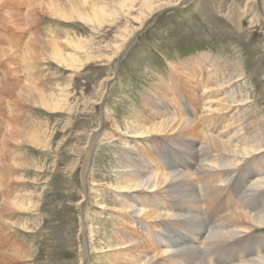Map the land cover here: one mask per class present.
I'll list each match as a JSON object with an SVG mask.
<instances>
[{"label":"rangeland","instance_id":"obj_1","mask_svg":"<svg viewBox=\"0 0 264 264\" xmlns=\"http://www.w3.org/2000/svg\"><path fill=\"white\" fill-rule=\"evenodd\" d=\"M52 1H56L68 17L52 14L47 5ZM86 2L100 14L91 23L73 13L71 0L8 1L0 6V50H4L0 53L1 176L5 170V180L0 182V264H130L133 254L128 247L108 246L117 236L137 238L135 242L149 248L145 250L150 257L159 249H165L163 245L169 241L174 244L192 238L198 227L206 232L202 238H194V246L160 250L152 261L156 264H248L239 263L230 255L236 246H246L253 252L254 236L262 238L264 228L240 230L236 224L232 225L233 221L228 224L224 216L230 211L237 213L238 207L256 199V195L245 197L253 177L243 175L246 167L256 164L257 160L264 161V151L236 163L238 169L232 171L224 186L216 184L220 189L226 187L223 194L229 195L228 203L223 202L222 210L214 214L210 207L203 205L205 196L200 191L197 160L183 155L185 163L182 164L183 159L176 150L173 152L167 147L165 135L157 139L154 136L134 139L136 137L127 136L132 134L126 132V128L136 124L134 113L143 109L144 113L153 111L155 115L162 112L158 101H171L174 94L169 88L171 63L207 53L216 58L225 74L231 72L232 76H237L234 81H238L233 85L235 91L241 96V89L250 102L233 107L234 112L228 109L209 113L202 100L190 109L191 119L203 133L219 134L225 139L234 134L233 129L239 124L221 127L246 112L248 118L243 119V124L247 123L248 132L260 128V135L264 137V0H129L126 5H120L117 0ZM159 5L162 6L156 8ZM67 37L75 44L67 43ZM48 40L58 42L63 59L56 61L50 56V51L42 45ZM72 56L78 58L71 59ZM202 64L203 72L208 63ZM185 72L180 74L182 81L177 80L176 89L189 102L192 88L187 85L207 80L205 75L196 78V74ZM25 87H31L44 101L27 94ZM221 90L212 89L207 94L216 100L223 95ZM152 101L158 106L147 105ZM212 105L215 107L216 103ZM172 110L179 113L177 108ZM235 112L239 113L231 117ZM206 119L215 124L205 128L211 121ZM23 130L39 137L42 145L47 146L43 148L35 140H23L24 136L20 135ZM97 133L100 136L95 137ZM104 133L106 135L101 136ZM172 133L178 140L205 146L206 139L201 132L194 136L182 135L180 131ZM156 144L161 154L162 150L166 151L167 157L161 159L159 151L151 154ZM156 157L160 160L156 161ZM176 159L180 164L176 170L179 173H186L184 165L190 163L192 169L187 173L196 198L188 200H200L201 209L187 212L191 207L188 202L163 196L160 191L165 188H160L164 184L158 191L146 190L148 192L132 193L130 197L122 192L120 185L129 179L121 167L122 161L133 165L132 174L137 176L155 170L158 162L171 164ZM210 169L218 168L212 164ZM237 175L245 178L239 181ZM131 196L138 204L137 211L123 209L118 203ZM100 198L105 201L98 204ZM221 198L222 195L216 203ZM14 200L22 201L24 207L19 209L7 204ZM173 203L179 208L173 216L167 213L157 218L145 216L148 204L161 207L162 213L163 207ZM258 204L261 205V201L253 204L249 212L263 209L258 208ZM85 207L88 208L86 215ZM10 222L13 225L8 226ZM81 222L94 229L91 249L87 247L88 256L86 254L83 263L80 259L87 229L85 235L84 231L82 234ZM4 224L7 227L4 228ZM233 229L241 232L230 237L232 231L235 232ZM214 235L220 236L223 246L229 244L234 248L227 245L219 251L208 238H215ZM160 236L168 242L163 244L160 238L152 240ZM237 240H242L243 245L239 247ZM133 244V241L127 242L128 246ZM191 247L196 250L194 259L189 257Z\"/></svg>","mask_w":264,"mask_h":264},{"label":"bare ground","instance_id":"obj_2","mask_svg":"<svg viewBox=\"0 0 264 264\" xmlns=\"http://www.w3.org/2000/svg\"><path fill=\"white\" fill-rule=\"evenodd\" d=\"M8 1L9 2H19L20 0H6V1L0 0V6H3L6 2L8 3ZM117 1H118V3H120V5H124V4L126 5V3L129 0H117ZM181 1H183V0H181ZM185 1H187V0H185ZM47 5H48V8L52 14H56V15L61 16L63 18L68 17L67 12L63 11V9L61 7H59V5L56 3V1H52ZM161 6L159 5L156 8L161 7ZM71 9H72L74 14H76L79 18L83 19L87 23H91L92 20H96L100 16V14H98L99 13L98 10L89 6L87 4L86 0H71ZM5 12L7 14L9 13L7 11H5ZM11 19H12V17H11ZM65 40L67 43H74L75 44L74 40L70 37L69 38L67 37ZM42 45H43V47H46L50 51V56L54 60L60 61L61 59H63L62 50H61V48H60V46L56 40H48L47 42H42ZM123 47H122V49H123ZM122 49L120 48V51ZM126 49L127 48H125V50ZM125 50H123V51H125ZM123 51H122L121 55H124ZM0 53H4V50H0ZM10 57H11V54H10ZM77 58H75L74 56L71 57V59H77ZM186 59L180 60L177 64H175V63L170 64L171 67H169V68H171V70H170L171 74H170L169 78L171 80V84H170L169 88H171L172 91H174V94L172 95V98L170 99L171 101L169 100L170 102H168V103H163V102L158 101L160 103L159 108L161 109V110L160 109L159 110L162 112H159V113L156 112L157 114L154 115L152 113L153 111L151 113L150 112L144 113V111H142L143 110L142 109L141 110L142 112L140 111V113H138V114L134 113V115H135L134 119H136L134 122L136 124L135 125L132 124L133 126L126 128V132H131V134H132V135H127V136H131L133 138L136 137L134 139H140V140L148 139V138H151L153 136L156 137V139H157V137H159L161 135H165L163 137V139H166L167 140L166 142L169 143L168 144L169 146H167V147L170 148L171 151H173V152L176 150L175 152L180 157H182V159H183V160L180 159V160H182L181 161L182 164H183V162L185 163V157L189 160H197V162H199V170L198 171L196 170V173H197V177H198V181H199V185H200V191H202L203 195L205 196L204 197L205 201H204L203 205H206V207H210L211 212L214 214H217L216 213L217 210H222V207L224 206L223 202L228 203V201H226V198L229 195V193H227L225 195L223 194L224 189H226V187H222L221 189H223V190H221L220 188H218V186L219 187L224 186L226 183H228V181L230 179V178H228V176L232 174V171H235L236 169H238L236 167L237 166L236 163L246 159L249 156H250L249 158H251V157L255 156V154L264 151V137L262 136V134L260 135V132H261L260 128L259 129L257 128V130H255L253 133H252V131L248 132L249 128L247 127L248 126L247 123L245 125L243 124L245 121L243 119L246 117L248 118V115L246 112L245 113L241 112L242 113L241 116L237 115L239 112L237 114L235 112L231 116V117H234V116L236 117V115H237V118L235 120H233L234 122L228 123L227 126L224 125L221 127V128H226V127H228V125H230V126L232 124L234 125L235 122L236 123L238 122V124H239L236 129L235 128L233 129V132L235 131L234 134L228 136L225 139L220 137L219 134L212 135V134L203 133L202 132L203 130L201 131L200 126L196 122H194L193 119H191L193 117L192 116L193 114L190 113V112H192V111H190V109L195 104L198 105L203 100L202 105L205 107V111L210 113V112H219L220 110H225V111H228V109L233 110V107H238L237 105H240V106L246 105L247 103L250 102V100H248L247 97H245L242 94L241 89H239V93H241V96H240V94H238L237 91H235L236 89L233 85L236 81H238L236 79L234 81V78L235 77L237 78V76H235V74H234V76H232L231 72H228L227 74H225L224 70H222L221 64L218 63L216 58H214L212 55L209 56L207 53H202L200 55L195 56V58H189L187 60ZM205 61L208 63V68L204 69L202 72L201 66H203L202 63ZM223 69L226 70V68H223ZM181 70L185 74L187 73V72H185L187 70L189 71V73L192 72L193 75L196 74V78H197V76L201 77L202 75L203 76L205 75V77H206L205 79L207 80V82H205V80H204V81H201L199 83H196L195 85H192V84L187 85L188 88H192V91L189 92V95L191 96L189 99L192 101V103H190L191 101L188 102L184 98V96L180 93V91L176 89L177 85H179L177 80L179 82L182 81V80H180L181 79L180 74L182 73ZM176 72H179V73H176ZM184 73H182V74H184ZM176 77L178 79H175ZM183 80L185 81V79H183ZM30 82H33V81L30 80ZM156 84H157V82H156ZM212 89L216 90V91L219 89L220 90L223 89V90H221V94H223V95L220 98L217 97L216 100L214 98L211 99L210 94H207V93L209 91H211ZM233 90H234V92H233ZM25 91L27 92V94L31 95L33 98H37L39 101L40 100L44 101L37 93H35L33 91V89L31 87H25ZM38 92H41V90L38 89ZM172 100H174V104L172 103ZM156 103L157 102L152 101V103H149L147 105H151V106L156 107V106H158ZM212 103H216L215 107H213ZM172 106H174L175 108H172ZM176 108L179 109V113L172 110V109L176 110ZM149 111H151V110H149ZM236 111H238V110H236ZM243 111H244V109H243ZM232 112H234V110ZM157 115L160 116L159 119H158ZM209 117L213 118V115H210ZM210 120H207V122ZM212 123H213V125L215 124L214 121H212V120L210 122H208L207 124H205V128H208L209 125ZM172 131L173 132L174 131H176V132L180 131V134H182V135L186 134L187 136L188 135L194 136L198 132H201L200 134L203 135V137L206 139L205 140L206 141L205 146L199 145L200 146L199 147V146L195 145L194 142H192V141L184 142L180 139L178 140V139H176L177 136H171L173 134ZM8 134H9V132H8ZM21 134L25 138L23 140L32 141V142L35 140L37 145H42V142L39 141L40 138L39 137L36 138V136L34 134L32 135V133H27L26 130L21 131L20 135ZM102 135L105 136L106 134L104 133V134H101V136ZM97 136H100V134L97 133L95 137H97ZM102 139H103V137L101 138V140ZM157 144L153 148V150H151V154H152V152H153V154H154V152L156 153V151H159V153L161 152L160 148L157 149L158 148ZM42 146H43V148H45L47 146V144H43ZM209 150L212 152L214 151L215 154L216 153H218V154L213 155V154H211V152L209 153ZM162 152H163V154L160 153L161 159L167 157L166 151L162 150ZM183 155H186V156L184 157ZM251 155H253V156H251ZM160 158L156 157V161L160 160ZM249 158H248V162H249ZM178 159H176L172 163L170 162L171 164H166L165 162H164V164H160L158 162V164L156 163L157 166L155 167V170H153V171L151 170L150 172L142 173V174H139L137 176H133V174H132V172H135L133 170V165H126L122 161L121 167L126 170V177H129L128 180L124 181L120 185V187L123 188L122 192H124V191L127 192L126 194H129L128 196L130 197V194H132V193L148 192V191H152V190L158 191L160 188V185L164 184V186L162 188H160V189L165 188L164 190L160 191L161 193H163L162 194L163 196L167 195L172 200L174 199V200H178V201L188 202L189 205H191V207L189 206L187 212L188 211L190 212L191 210H194V209H201V206H199V205L202 202L199 204L200 200H196V201L188 200V199H192V198L195 199L196 198L195 197L196 195L192 192V186H191V182L189 179V177H190L189 173H187L188 171H190V169H192L190 166V163L187 162L188 164L184 165L187 168L186 173H184V171H181L179 173L178 171H176V170H178L177 167L180 165L177 163ZM153 160L154 159L152 158V161ZM257 161L258 162L256 164L253 163V165L246 167L244 169V175H243L245 177H247V176L253 177V181L248 185V189H247L248 194L246 193L245 197L250 198L251 196L256 195L255 196L256 199L251 201V203L247 206L243 205L242 207L240 206L241 208L238 207L237 213H235L234 211H230L228 213V215L224 216V218H225V220H227V222L233 221V224L231 222H230V224H232V225L236 224V227L237 228L239 227L238 229L241 228L240 230H248V229H251L252 227L253 228H258V227L264 228V213H262V212H264V161H261V160H257ZM212 164L216 165L218 169H215L213 171L211 169L208 170L209 167L212 166ZM7 172L13 173V170L12 171L7 170ZM1 174H2V176L0 175V182H3L5 180V178H4L5 170H3ZM116 176L118 177L119 175H116ZM237 178L239 181H242V180H240V178L244 179L242 176H238V175H237ZM217 183H218V186L216 185ZM4 186H6V185H4ZM166 188H168V190ZM146 190H148V191H146ZM231 190H232V188L229 187L228 192L231 193ZM187 192H189L190 194H188L187 196H183V194H186ZM233 192H235V191L233 190ZM180 194H182V195H180ZM215 194H216V196H215ZM221 195L223 196V198L220 199L221 200L220 202L218 200L216 203V200L219 197H221ZM129 197L127 199H129ZM153 198H154V196H153ZM132 199H133V196H131V198L129 200H127L128 202L125 200H122V203H121V201H118V203L122 205L121 208H123V209L131 208V211H137L136 209L138 207V204H136L135 201H132ZM103 201H105V198H100V200H98L97 203L98 204L103 203ZM259 201H261L262 204L261 205L258 204L259 205L258 208H263V209H261L260 211H259V209H256L253 212H249V209L252 208V205L259 203ZM214 202L216 203L215 206L213 205ZM170 203H172V202H170ZM174 203L172 205L170 204L171 206H169V207L168 206L163 207L162 210L164 212L162 211V213H161V207L157 208V205H155V204H148L149 209H148V211L145 212V216L157 218L159 216L164 217L166 215V213L170 216H173V215L177 214L175 211L177 209H179V208H176V207H178V205L174 204ZM7 204L13 205L19 209L24 207L23 202L17 201V200L16 201L14 200V201L9 202V203L7 202ZM242 204H244V202H241V205ZM101 206L105 207V205H101ZM110 208H111V206H110ZM142 209H144V206L139 209L140 212ZM84 210H85V215L88 214V211H87L88 208L85 207ZM205 210H208V208H205ZM2 211H5V208ZM140 212H138V213H140ZM191 213H192V211H191ZM191 213H189V214H191ZM161 219H162V217H161ZM82 221H84V219ZM222 221H223V218H222ZM10 223H8L9 224L8 226L13 225L12 222H10ZM5 224H4V228L7 227V225L5 226ZM81 224H82V222H81ZM228 224H229V222H228ZM220 226H221V224L218 225L219 229H220ZM86 229H87V236L85 239L86 241L84 243V252H83V256L80 259L81 260L80 263H83L82 261L85 260L84 258H86V254L88 252V249L89 250L91 249L90 244H91V241L93 240V236H94V229L88 223H86L85 226L83 225L82 234L84 231V235H85ZM233 230L235 231V229H233ZM148 231H150V230H148ZM216 231L220 232V230H216ZM231 231L229 232V234L231 233ZM205 232H206V230H204L201 227H198L194 230L193 234L191 235L192 238H189V239L183 240V241L181 240L182 242L176 241V243H174V244L171 243L172 245L170 244V241L168 242L167 241L168 239H166V241L168 243H167V245H163L165 247V249H159V251L156 250L157 253H154L150 257H148V253L145 250L148 247L146 245L145 246L141 245L140 243H142V242H139V243L135 242L134 240L137 238H134L133 236L129 238V237H124L122 235L117 236V234H116L115 237L116 236L117 237H116L115 241L113 242V244L110 243L108 246H114V245H120L121 244V245H125L124 247H128L130 250V254H133V260L130 261V264H156L152 261V258L158 256V254H160V250L162 252H163V250L167 251V249H170L174 246L175 247L178 246V247H181V249H185L186 247H188L189 244H190V246H194V242H195L194 238H197L198 236H200V238H202V236L205 234ZM237 232H241V231H239V230L235 231V232L232 231L231 235H229L226 232L225 233H226V235L233 237L235 234H237ZM214 236H215V238L210 237V236H208V238H211L210 239L211 242H214L220 248L219 251H223L224 248H226V246L229 244H224V246H225L224 247L222 245V239L220 238V236L219 237L216 235H214ZM263 236H262V238L261 237L257 238L256 236H254V240L251 244L254 248L253 252L251 249H246L245 244H244L245 248H242V246H241V245H243L242 240L235 241V243L240 244L239 247L241 246L240 248H242V249H240L236 246L234 253H232L230 256H232V258L235 261L238 259L239 263L240 262L241 263L247 262L248 264H264V237ZM87 237H88V242H87ZM224 237H222V238H224ZM158 238L162 239V241L164 240V238L161 236L155 237L152 240L158 239ZM234 239H236V238H234ZM261 239H263V242L260 243L259 240H261ZM224 240H226V239H224ZM129 241H133L134 244L132 246H128L127 242H129ZM154 241H156V240H154ZM166 241H163V244L166 243ZM152 245H153V243H152ZM229 246L233 247L232 245H229ZM87 247H88V249H87ZM198 247H199V245H198ZM180 252H182V251H180ZM195 253H196L195 249L191 250V252L189 253L190 256L188 255L190 257V259L195 258ZM87 256H88V254H87ZM248 256H252V257H248ZM210 260H211V258H210ZM217 260H220L219 256H218ZM217 262H219V261H217ZM173 263H175V262L173 261ZM187 264H188V262H187Z\"/></svg>","mask_w":264,"mask_h":264},{"label":"water","instance_id":"obj_3","mask_svg":"<svg viewBox=\"0 0 264 264\" xmlns=\"http://www.w3.org/2000/svg\"><path fill=\"white\" fill-rule=\"evenodd\" d=\"M92 154H93V151H92Z\"/></svg>","mask_w":264,"mask_h":264}]
</instances>
